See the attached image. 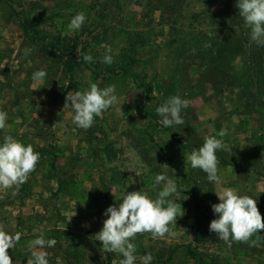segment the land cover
<instances>
[{"label":"rangeland","instance_id":"obj_1","mask_svg":"<svg viewBox=\"0 0 264 264\" xmlns=\"http://www.w3.org/2000/svg\"><path fill=\"white\" fill-rule=\"evenodd\" d=\"M78 11L87 19L69 31ZM41 67L46 78L33 81ZM91 83L115 85L119 103L82 129L65 96ZM176 94L190 101L185 123L165 128L155 108ZM0 110L8 113L0 137L40 153L15 196L0 191V228L21 234L8 250L13 264H26L39 235L57 240L49 264H119L91 236L122 191L152 192L158 172L176 178L185 211L173 235L133 238L136 264L146 252L151 264H264V229L229 248L208 228L225 187L257 198L264 217V47L250 41L235 0H0ZM220 131L215 185L184 157ZM198 214L205 241L195 236Z\"/></svg>","mask_w":264,"mask_h":264},{"label":"clouds","instance_id":"obj_2","mask_svg":"<svg viewBox=\"0 0 264 264\" xmlns=\"http://www.w3.org/2000/svg\"><path fill=\"white\" fill-rule=\"evenodd\" d=\"M239 16L244 26L249 30L250 41L258 47H264V0H235ZM87 16L78 11L70 19L69 31H79ZM208 46L207 44L205 45ZM112 48L105 47L103 63L111 65L114 62ZM78 55V60L80 59ZM83 61L93 62L90 53L83 54ZM47 76L45 68L41 67L32 73L33 81H41ZM68 84H66L67 86ZM119 98L115 85L98 86L91 83L82 91H69L65 96V105L74 110L72 122L79 128H90L96 117H99L111 106L117 105ZM190 106V101L180 94L167 97L155 108L159 123L165 128L183 125L181 114ZM8 113L0 110V129H4ZM224 131L217 135H206L203 143L193 147L186 154V160L193 169L201 170L208 182L221 185L217 152L224 149ZM40 160V153L34 150L31 143H24L11 134L0 137V191L11 189L12 196L27 182L29 175L35 170ZM150 191L125 189L120 198L110 204L103 212L106 217L102 228L91 238L101 242L100 251L118 253L122 256L119 264H136L138 260L137 246L133 238L139 233H151L153 237H163L166 233L173 235L170 225L176 224L177 217L184 214L181 201L177 202L180 193L174 176L158 172L153 175ZM154 193V194H153ZM219 202L211 204L214 218L209 223V231L225 242L230 248L233 242H249L254 234L259 239L262 235L258 230L264 229V217L258 208V199L230 187L215 192ZM182 212V215L180 213ZM19 232L11 234L0 228V264H13L8 250L20 240ZM256 241H252L255 245ZM57 245L54 237L37 236L27 247L31 255L26 264H49V254L46 249ZM142 264H151L153 257L146 252L139 257Z\"/></svg>","mask_w":264,"mask_h":264},{"label":"trees","instance_id":"obj_3","mask_svg":"<svg viewBox=\"0 0 264 264\" xmlns=\"http://www.w3.org/2000/svg\"><path fill=\"white\" fill-rule=\"evenodd\" d=\"M196 225L198 227L195 232V236L197 237V239H199L200 241L207 240L208 238H206V231H205L206 222H204L200 214L196 216Z\"/></svg>","mask_w":264,"mask_h":264}]
</instances>
